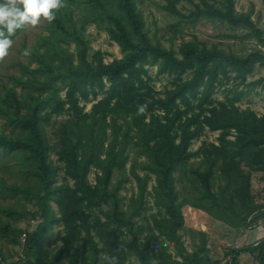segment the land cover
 Returning a JSON list of instances; mask_svg holds the SVG:
<instances>
[{
    "label": "trees",
    "instance_id": "16d2710c",
    "mask_svg": "<svg viewBox=\"0 0 264 264\" xmlns=\"http://www.w3.org/2000/svg\"><path fill=\"white\" fill-rule=\"evenodd\" d=\"M188 1L193 8L187 14L176 0H167L164 8L190 22L207 18L243 26L258 41L257 49L242 56L196 37L182 41L178 50L166 47L145 29L136 0H81L88 10L82 23L107 22L111 39L122 48L120 58L105 62L99 49L90 55L81 31L84 26H76L68 6L52 10L51 35L24 46L30 61L39 65L31 69L21 64V73L11 74L12 83L4 82L0 88V118L12 126L11 133L0 130V152H18L28 183L9 184L1 178L0 190L34 197L37 208L32 214L39 217L36 227L26 233L27 260L19 264H102L104 254L117 256L119 264H130L126 262L130 253L142 264L152 260L216 264L202 255L208 251L205 231L190 227L192 235L200 237L196 250L190 252L183 244L185 205L232 228L264 224V202L259 203L252 190L253 172H264V114L238 104L243 89H228L224 99L214 96L217 86L230 78L264 87V75L247 81L256 64L264 66V30L250 13L236 10V0ZM177 25H172L174 33ZM63 39L74 41L76 57L61 45ZM155 64L159 73L173 76V85L163 91L156 89L149 73V66ZM187 72L190 75L184 76ZM91 99V108L85 111L81 101ZM47 106L51 109L44 111ZM64 111L69 117L57 126V140L51 145L46 126L53 114ZM206 130L217 131V141H204L191 149ZM129 144L148 160L141 164L147 170L144 174L135 165L130 168L138 191L124 207L120 189L128 179ZM52 152L61 166L50 158ZM195 156L199 164H191L187 172ZM92 169L94 183L89 181ZM177 171L189 181L181 189L176 187ZM151 173L155 183L148 190ZM148 195L159 206V213L150 215L152 223L146 213ZM6 213L26 216L10 208ZM57 223L63 226L56 233L61 244L54 251L43 249L42 241ZM5 226L17 242L22 229ZM147 233L152 235L153 247L148 237L142 239ZM165 240L177 247L181 260ZM241 251L253 253L264 264V238L232 249L226 264H234ZM7 256L0 248V264H7Z\"/></svg>",
    "mask_w": 264,
    "mask_h": 264
},
{
    "label": "rangeland",
    "instance_id": "374dc122",
    "mask_svg": "<svg viewBox=\"0 0 264 264\" xmlns=\"http://www.w3.org/2000/svg\"><path fill=\"white\" fill-rule=\"evenodd\" d=\"M109 1V0H106ZM140 12L143 16L145 22V29L149 32V35L155 41H160L166 47H172L178 50V47L182 41L192 40L195 37L201 41L206 42L208 45L216 44L221 48L226 50H233L235 53L245 56L249 52L257 49L258 41L251 35L248 34V30L243 26H233L226 21L221 20H211L207 18L198 19L195 22H190L182 19L181 16L170 13L164 8L167 0H136ZM177 7L185 14L188 13L190 9L193 8V4L188 0H176ZM64 6L70 7L72 19L76 26L80 29L82 19L88 14V10L85 9L86 4L81 2V0H64ZM236 10L250 13L252 18L256 20L260 27L264 30V0H236ZM178 23L176 33L173 32L172 25ZM83 24V23H82ZM81 31L84 33L86 40L89 43L91 55L96 50H101L104 53V61L110 62L114 58H120L123 55L122 48L120 44L111 39L109 31L106 29L107 22L97 24L95 22H87L83 24ZM52 31L49 27L48 21L43 17L40 18V22L36 26H26L23 29L17 30L16 35L12 38L13 45L9 49L8 55L0 61V88L1 84L12 83L9 76L11 74L21 73V64H29L31 69H36L39 65L37 61H30L29 56H25L23 53L24 46L31 47L33 44H37L40 40V36L51 35ZM61 45L67 48L76 57V44L70 39H63ZM45 47L41 46L40 51H44ZM149 73L151 74L153 83L157 90L163 91L165 88L171 87L173 85L171 76L169 73H159L157 70V64L149 66ZM42 75H44L42 73ZM190 73L187 72L184 76H189ZM264 75V66L256 64L252 73L248 75L247 81H253ZM28 76V74H25ZM39 76L40 73H39ZM21 85H18V89H21ZM228 89H243L244 94L238 101V104L242 108H252L257 113L264 114V87L259 84L257 86L238 84V79L230 78L224 80L222 84L217 86L216 93L214 96L218 99H224ZM60 94L65 95V90H61ZM233 93L229 95L232 96ZM92 98V97H91ZM92 100L81 101L84 105L85 111L90 110L92 105ZM51 107H44V111L50 110ZM69 117L67 111L61 112L59 114H53L51 119V124L46 126L47 138L49 144L56 143L55 130L60 122L64 121ZM0 130L5 133H11L12 126L10 124H5V120L0 118ZM217 131L206 130L204 134L195 139L191 145V149L196 150L204 141H217ZM130 143V142H129ZM129 160L127 162V170L125 175L128 177L126 181L123 182V186L120 189V194L123 197V206L127 207L129 199L133 193H137L138 184L135 177L131 174L130 168L134 166L139 174H144L145 169L141 167V164L146 162L148 158L145 154L139 153L136 150V145L129 144L128 147ZM19 155L18 152H0V179L3 178L9 184L27 185V180L24 178L19 165ZM50 158L55 164L61 166V163L57 160V156L54 152L50 154ZM198 165L199 158H191L186 171H189L190 165ZM181 172L177 171L176 176V187L181 189L184 183H189L188 179L184 177L181 178ZM63 172L60 169L58 172V180L62 182ZM115 178L113 179V181ZM89 181L95 182V170L92 169L89 173ZM155 183V174L151 173V178L148 181V190H151L152 185ZM252 190L259 203L264 202V172L256 171L252 174ZM181 192V191H180ZM182 193V192H181ZM53 209L58 214L57 204L52 202ZM108 208V206H104ZM10 208L20 212H26V216L19 215H9L6 213V209ZM37 205L35 203L34 197H29L22 192H13L12 190H0V248L7 256V264H14L15 262L25 263L27 260L26 252L24 250V242L19 237V240L15 242V234L7 228L6 223L11 224L12 227H17L26 231L28 234L36 227L39 217L33 216L32 213L36 211ZM146 213L149 217V221L152 223V213L158 214L159 206L154 202L151 195H148ZM183 213L185 217V224L183 228L180 229L182 234V241L186 249L190 252L197 249L196 242H199L200 237L198 235H192L190 232V227L194 229L206 231L210 235L211 227L217 221L211 217L208 213L201 211L199 209L193 208L189 205L183 207ZM207 219V220H205ZM221 222V221H220ZM218 222V223H220ZM223 222L221 223V225ZM225 224V223H224ZM205 225H207V230ZM227 225V224H226ZM218 227L219 224L217 225ZM62 223L54 224L51 230L48 232L46 238L42 241V248L54 251L61 244L57 239V231L62 229ZM230 229V228H228ZM232 234L226 233L224 238L232 241L230 237ZM148 237L151 241L150 245L153 247L154 242L152 235L147 233V236L142 235V239L145 240ZM223 238V240H224ZM207 247L208 251L202 255L208 254L212 262L216 264L220 263V259H223V264H225V256H228L233 249L231 245L225 246L224 242H218L215 244L207 237ZM234 240V239H233ZM168 244L169 251L181 260L178 253L177 247L170 241L165 240ZM234 243V242H233ZM237 244L238 241H235ZM245 241L239 243L240 247H244L248 244H244ZM211 245L210 246L208 245ZM236 249V248H235ZM226 254V255H225ZM130 264H142L140 260L134 253H130L126 260Z\"/></svg>",
    "mask_w": 264,
    "mask_h": 264
},
{
    "label": "clouds",
    "instance_id": "9594fccd",
    "mask_svg": "<svg viewBox=\"0 0 264 264\" xmlns=\"http://www.w3.org/2000/svg\"><path fill=\"white\" fill-rule=\"evenodd\" d=\"M64 6V0H0V61L9 53L13 45V37L17 30L26 26H36L43 17L49 23L55 19L53 9ZM25 56L30 55L25 49ZM102 264H119L117 256L104 254ZM150 264H157L152 260Z\"/></svg>",
    "mask_w": 264,
    "mask_h": 264
},
{
    "label": "crops",
    "instance_id": "0c3cea01",
    "mask_svg": "<svg viewBox=\"0 0 264 264\" xmlns=\"http://www.w3.org/2000/svg\"><path fill=\"white\" fill-rule=\"evenodd\" d=\"M218 222L220 221H217L214 224L216 228H214V226H210L211 227L210 235H208V233L205 231L207 234V237L208 238L210 237V240L213 241L215 244H218V242L223 243L224 240H226V242L229 241V238L228 240L224 238L226 233L232 234L230 236L232 238V241H229L223 244L225 246L231 245L233 249L241 248L239 243H241L242 241H245L248 245H252V244H256L258 241L264 238V226L260 225L259 223H256L248 227L232 228L224 223L221 225L222 222L220 223ZM218 224L220 227L217 226ZM205 227H206L205 230H207V225H205ZM235 241H238V243L236 244ZM208 246H210L211 248L210 244ZM210 252H213V251L211 250ZM210 252H208V254L206 255L210 256ZM225 257H226L225 260L230 259L229 255ZM223 263H224L223 259L221 258L219 264H223ZM234 264H260V263L256 260L255 255L253 253L248 252V251H241L237 255V259Z\"/></svg>",
    "mask_w": 264,
    "mask_h": 264
},
{
    "label": "built area",
    "instance_id": "2783aa9c",
    "mask_svg": "<svg viewBox=\"0 0 264 264\" xmlns=\"http://www.w3.org/2000/svg\"><path fill=\"white\" fill-rule=\"evenodd\" d=\"M258 223H259L260 225L264 226V224H263L262 222H258ZM26 233H27V232H25V231L21 233V236H20V237H21V239L23 240V242L25 241V237L27 236ZM244 244H247V243L245 242ZM225 261H226V262H225V264H226V263L229 261V259H228V260L226 259Z\"/></svg>",
    "mask_w": 264,
    "mask_h": 264
}]
</instances>
